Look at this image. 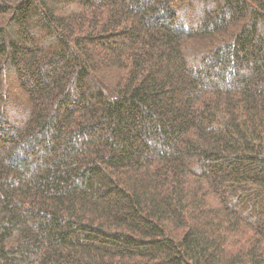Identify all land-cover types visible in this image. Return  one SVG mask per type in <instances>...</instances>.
Returning <instances> with one entry per match:
<instances>
[{
	"label": "trees",
	"instance_id": "16d2710c",
	"mask_svg": "<svg viewBox=\"0 0 264 264\" xmlns=\"http://www.w3.org/2000/svg\"><path fill=\"white\" fill-rule=\"evenodd\" d=\"M0 264H264V0H0Z\"/></svg>",
	"mask_w": 264,
	"mask_h": 264
}]
</instances>
